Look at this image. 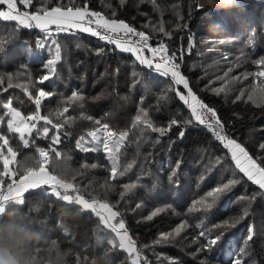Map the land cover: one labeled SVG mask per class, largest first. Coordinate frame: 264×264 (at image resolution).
<instances>
[{
	"label": "trees",
	"instance_id": "1",
	"mask_svg": "<svg viewBox=\"0 0 264 264\" xmlns=\"http://www.w3.org/2000/svg\"><path fill=\"white\" fill-rule=\"evenodd\" d=\"M57 5L87 6L90 11L124 20L137 31H144L152 44L163 42L168 52L177 56L175 62L193 94L216 111L227 134L264 166V105L257 106L246 95L241 96L242 87H252L256 79H245L241 74L257 71L254 61L264 56V0H240L236 9L210 12L200 0H33L28 8L22 7L36 12L40 6L51 9ZM151 24L155 28L146 29ZM213 24L220 25L221 30L209 31ZM161 26L164 32L159 31ZM47 36L34 27L23 28L15 21L0 19V77H4L0 83V131L20 153L18 159L35 154V149L23 148L18 135L7 132L8 115L3 105L11 102V107L25 117L35 113L36 105L27 97L28 91L26 94L16 89L21 87L14 82L8 87L9 75L35 86L36 91L52 93L42 99L45 109L49 104L60 105L59 100L64 101L59 110L69 107L65 117L74 119V123L62 129V134L66 130L70 135H63L65 140L57 147L70 153L69 165L82 188L90 181L96 188L103 183L108 161L102 151L84 153L76 148L80 136L88 138L87 133L97 127L94 120L80 117L90 115L118 131H129L121 160L134 166L118 183H138V187L123 200L118 189L109 200L119 201L118 219H124L143 264H234L241 247L248 251L247 256L240 257L243 264H264V192L236 169L228 149L197 126L188 106L177 95H183L184 89L170 76H160L140 65L134 56L83 32L53 35L61 45V60L54 77L39 84L47 74L43 65L55 56ZM30 54L39 59H28ZM203 59L212 62L209 68L202 65ZM222 62V68L227 66L225 75L219 65ZM239 79L244 83L237 84ZM73 92L82 95L83 101H72ZM141 108L149 112L156 127L168 129L163 136L150 130L141 134L138 128H132ZM50 118L56 123L64 119H57L55 112ZM173 119L179 123L172 125ZM36 145L47 149L49 143L36 140ZM92 164L97 167L92 168ZM232 179L239 183L212 209L194 207L209 191ZM26 197L23 207L37 205L33 212L37 231L46 241L56 240L66 254L65 264H77V256L80 264H131L128 254L119 249L115 234L103 229L90 211L82 212L78 205H68L55 197L42 200V189L30 190ZM85 197L90 198L87 193ZM245 207L249 208L248 216L233 228L224 227L225 221L241 215ZM157 208L164 211L148 220ZM182 223L186 226L179 235L157 243L163 234L173 233ZM249 226L254 235L245 244ZM202 229L213 238L223 233V241L208 251L202 247L207 243L206 237L199 235ZM109 240L115 241V248Z\"/></svg>",
	"mask_w": 264,
	"mask_h": 264
},
{
	"label": "snow or ice",
	"instance_id": "2",
	"mask_svg": "<svg viewBox=\"0 0 264 264\" xmlns=\"http://www.w3.org/2000/svg\"><path fill=\"white\" fill-rule=\"evenodd\" d=\"M18 3L23 5L24 8H28L32 5L33 0H0V5L7 6V11L0 10V19L15 21L23 28L31 29L34 27L40 29L49 36L51 35L50 26L52 25L55 26L57 32L75 29L83 33H89L92 36L99 37L102 41L114 44L121 52L131 53L140 65L148 69H154L162 77L170 76L174 84L183 85L184 89H189L188 80L181 74L180 65L175 62L177 56L175 54L169 56L168 48L163 42L158 47L150 46L149 36L144 31H137L124 20L106 19L100 12L89 11L87 6L83 8L68 7L67 9L57 6L52 7L50 10L41 8L36 12H29L19 10L17 7ZM121 3H123V0H121ZM101 29L104 34H101ZM159 31L164 32V27L161 26ZM113 34L120 38H113ZM165 34L167 35V33ZM133 37H138V39H132ZM51 43L55 46V56L48 59L43 65L47 69V74H44L39 79V84H44L54 77L57 62L61 60V45L55 40ZM40 47L43 48L44 45L42 44ZM144 49L151 53L150 57L144 54ZM38 59L39 57H33L34 62ZM254 63L258 66V70L244 73L245 79L249 76L256 78L253 81L251 90L248 92L247 100L260 106L264 105V56L255 60ZM3 80L4 77H0V83ZM7 80L8 87H12L14 77L9 75ZM17 86L20 87L21 85ZM25 92L27 94L26 87ZM51 95L52 93L50 92L39 90L38 95L34 99L36 111L26 117L20 111L12 108L11 102L3 105L5 109H8L6 115L11 117L7 120V132L17 134L23 148L34 147L35 154L18 159L20 153L10 145L9 137L0 131V164H2V170H0V207L9 201L25 205L26 193H29L30 190L42 189V200L48 197H55L68 205H78L80 211H90L95 217H98L99 224L103 229L115 234L116 239L119 241V249L125 251L132 258L131 264H140L141 254L126 230L125 221L124 219H118V217H121V212L117 207L119 201L113 203L109 200V196L117 192L118 189H120L118 195L123 200L126 195L138 187V183H118L134 166L133 162L123 163L121 160V152L129 136V131H118L111 127L108 122H104L103 119H94L90 115H82L80 117L89 121L94 120L97 127L87 133L90 139L80 136L76 141V148L84 153L102 151L108 161V168L106 169L108 175L103 183H100L98 188H96L94 186L95 182L90 181L88 185L82 188L81 184L77 182V173L69 165L70 153L57 147L62 144V129H65L66 125L71 126L74 123V119L65 117V113L69 112V107L65 106L62 110L58 109L55 112L57 119L64 117L61 123L54 122L50 118L51 113L49 115L41 114L42 99ZM177 95L191 110L192 118L212 131L224 147L228 149L236 169L243 173L253 184L258 185L260 190L264 191V166L253 159L240 143L224 135L221 122L216 118V111L202 103L191 90L187 91V96L180 95L179 92H177ZM243 95L244 93L241 92V96ZM29 99H33L31 95H29ZM83 99L82 95H78L76 92L72 93V101H83ZM237 99H240V97H237ZM80 106L83 107L82 104ZM209 113L212 119H209ZM41 121L43 125H40ZM0 123H2V118H0ZM177 123H179L178 120H171L172 125ZM49 125L52 129H55V133L50 137V144L46 149L45 147L37 146L36 140L49 138ZM132 128H138L141 134L150 130L153 133H159L161 136L168 131L166 128L156 127L150 118L149 112L143 108L135 115ZM34 135L35 138H33ZM63 135L68 136L70 133L65 130ZM180 135L182 137L184 133L181 132ZM261 147L264 148V145H261ZM4 149L7 150L6 153ZM91 167L96 168L97 165L92 164ZM238 183L237 179H232L228 183L215 187L207 193L205 198L197 200L194 207L198 206L201 210L212 209L217 201L224 194L230 192ZM85 193L90 198H86ZM245 198L251 199V197H241V199ZM163 211V208H157L147 219L152 220L153 217ZM248 215L249 208L245 207L241 215L233 217L231 221H225L224 227L233 228ZM185 226L182 223L175 228L173 233L163 234L157 243L166 242L170 238L179 235ZM64 234L68 235L67 230H65ZM199 235L206 237L207 243L202 245V247L208 251L218 246L223 241L224 236L223 233H220L213 238L210 233H206L203 229ZM253 235V227L249 226L245 244L253 239ZM100 239L103 242V237ZM52 241L54 244L57 243L56 240ZM224 242L226 243V241ZM108 243L113 248L116 247L115 241L109 240ZM247 255L246 247H241L234 264H243L240 257ZM76 259L77 264H80V257L77 256ZM86 260L87 257H85Z\"/></svg>",
	"mask_w": 264,
	"mask_h": 264
},
{
	"label": "clouds",
	"instance_id": "3",
	"mask_svg": "<svg viewBox=\"0 0 264 264\" xmlns=\"http://www.w3.org/2000/svg\"><path fill=\"white\" fill-rule=\"evenodd\" d=\"M200 2L210 12L236 9L240 0ZM216 30H221L220 25L209 26V31ZM36 210L37 205L25 209L15 201L0 207V264H65L66 254L61 252L58 244L46 241L37 231L33 216Z\"/></svg>",
	"mask_w": 264,
	"mask_h": 264
},
{
	"label": "rangeland",
	"instance_id": "4",
	"mask_svg": "<svg viewBox=\"0 0 264 264\" xmlns=\"http://www.w3.org/2000/svg\"><path fill=\"white\" fill-rule=\"evenodd\" d=\"M107 1H111V0H107ZM23 5H21V4H17V7H18V9L19 10H21V11H24V9H23V7H22ZM57 6H61V7H64L65 9H67L68 7H65V5H57ZM41 8H46V7H43V6H40V7H38L37 8V11L39 10V9H41ZM46 9H48V10H50L49 8H46ZM0 10H2V11H7V6L6 5H0ZM90 11V10H89ZM101 15H103V14H101ZM111 15V14H110ZM104 16V15H103ZM109 16V15H108ZM105 17V16H104ZM106 18V17H105ZM106 19H111V18H106ZM93 27H95V25H93ZM154 29L155 28V25L153 24H151V25H147L146 26V29ZM37 29V28H36ZM50 29H51V35L49 36L48 34V39L52 42L53 41V35H58V34H69L70 35V33H72V34H74V33H77V32H80L79 30H75V29H70V30H68V31H66V32H57L56 31V28H55V26L54 25H52V26H50ZM40 30V29H39ZM100 32H101V34H104V32H103V30L101 29L100 30ZM87 34H89V33H87ZM146 35H148L147 33H145ZM89 35H91V34H89ZM149 36V35H148ZM52 37V38H51ZM94 38H96V39H98L99 41H101L102 42V40H100L99 39V37H97V36H93ZM113 38H120V37H117V36H115V34H113ZM132 39H138V37H133ZM49 40H48V42H49ZM191 41L190 42H192V39H190ZM107 44H109V43H107ZM149 44H150V46H152V47H158L159 45H157V44H152L151 43V39H150V36H149ZM109 45H113V44H109ZM190 46H191V44H190ZM114 47H115V45H114ZM54 48H55V46H54ZM117 50H119V49H117ZM125 53V52H124ZM169 53V52H168ZM126 54H130V55H132L131 53H126ZM144 54L146 55V56H151V53H149L148 52V50L147 49H144ZM170 54V53H169ZM168 54V55H169ZM172 54H170L169 56H171ZM133 56V55H132ZM33 54H30L29 55V57H28V59H30V60H33ZM135 58V57H134ZM209 59H210V57H209ZM201 62H202V65L204 66V67H207V68H209L210 67V64L212 63V62H210V61H205L204 59L203 60H201ZM215 63H217V61H214ZM218 65V64H217ZM219 65H220V68H221V70H222V75H225L227 72H226V70H227V66H225V67H223L222 68V65H223V62L222 63H219ZM218 65V66H219ZM206 69V68H205ZM231 69V68H230ZM229 69V70H230ZM154 72H156L154 69H152ZM229 70H228V72H229ZM241 75H244L243 73L241 74ZM211 79V81H216V78L215 77H211L210 78ZM13 82H14V85L15 86H17V85H21L20 87L21 88H16V89H19V90H25V87L27 88V91H28V94H27V97L29 96V95H31L32 96V98L33 99H35V97L38 95V91H36V90H34L35 89V86H30V84L28 83V82H25V81H21V80H19L18 78H15L14 80H13ZM237 84H240V83H244V81H242V80H240L239 79V81L238 82H236ZM232 85L231 86H236L235 85V80H232V83H231ZM179 86H181L182 87V89H184L183 88V85H179ZM18 87V86H17ZM188 90H190V89H188ZM188 90H186V89H184V92H183V95L184 96H187V91ZM251 90V86H249V87H246V86H243L242 87V91L241 92H244V91H246L247 93L246 94H244V95H246V97H247V95H248V92ZM26 93V92H25ZM245 93V92H244ZM29 98V97H28ZM60 101V105H58L57 106V104H49L48 105V108L49 109H45L43 106H41V114L42 115H44V112H46L45 113V115H49L50 113L52 114V113H54V112H56L58 109H59V107L64 103V101H62V100H59ZM186 105V104H185ZM64 106V105H63ZM62 106V107H63ZM187 106V105H186ZM51 109H53V110H51ZM6 111L8 112V109H6ZM189 111L191 112V110L189 109ZM209 115H211L210 113H209ZM11 117L10 116H8V118L7 119H10ZM217 118V117H216ZM197 123V122H196ZM197 126L199 127V125H198V123H197ZM49 128H50V132H49V138L48 139H38V140H42V141H48V143L50 144V137L55 133V129H52L51 128V126L49 125ZM200 128V127H199ZM225 132V131H224ZM225 134H226V132H225ZM227 136V135H226ZM35 136H33V138H34ZM62 139H64V136H63V134H62V137H61ZM86 139H90V137H88V138H86ZM65 140V139H64ZM236 141V140H235ZM22 145V144H21ZM23 146V145H22ZM264 192V191H263ZM118 243H119V241H118ZM130 258V261L132 260V258L131 257H129ZM140 264H143L142 263V259L140 260Z\"/></svg>",
	"mask_w": 264,
	"mask_h": 264
},
{
	"label": "built area",
	"instance_id": "5",
	"mask_svg": "<svg viewBox=\"0 0 264 264\" xmlns=\"http://www.w3.org/2000/svg\"><path fill=\"white\" fill-rule=\"evenodd\" d=\"M135 38V37H134ZM103 42H106V41H103ZM107 43V42H106ZM114 45V44H113ZM169 54V53H168ZM170 55V54H169ZM209 115V114H208ZM209 119H212L211 118V115H209ZM198 123V122H197ZM198 125H199V127H200V129H202V130H204L205 132H207L208 134H210L211 136H212V138L216 141V142H218V143H221L220 142V140L219 139H217V137L215 136V134L212 132V131H210L207 127H205V126H203V125H201V124H199L198 123ZM222 125V124H221ZM222 128H223V133H224V135H227V137L228 138H231L228 134H227V132H226V130L224 129V127L222 126ZM226 132V134H225V132ZM232 139V138H231ZM222 144V143H221ZM222 146H224L223 144H222Z\"/></svg>",
	"mask_w": 264,
	"mask_h": 264
}]
</instances>
